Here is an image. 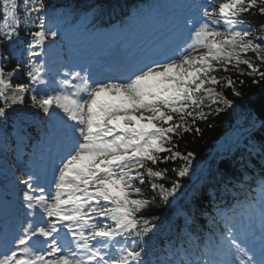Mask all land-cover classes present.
<instances>
[{
  "label": "snow or ice",
  "instance_id": "snow-or-ice-1",
  "mask_svg": "<svg viewBox=\"0 0 264 264\" xmlns=\"http://www.w3.org/2000/svg\"><path fill=\"white\" fill-rule=\"evenodd\" d=\"M169 7L166 41L82 65L54 51L67 8L0 0V264H264V117L221 154L233 177L190 147L264 85V0Z\"/></svg>",
  "mask_w": 264,
  "mask_h": 264
},
{
  "label": "trees",
  "instance_id": "trees-1",
  "mask_svg": "<svg viewBox=\"0 0 264 264\" xmlns=\"http://www.w3.org/2000/svg\"><path fill=\"white\" fill-rule=\"evenodd\" d=\"M58 1V0H53ZM72 1H82L85 6H88L85 0H72ZM136 0H122L120 1L117 6L112 7L113 13H119L124 9V5L127 3H134ZM140 1V0H138ZM91 5H100L104 8H108L110 5L112 6V2L109 0H89ZM123 3V4H122ZM92 8L91 6H88ZM243 95L241 97L233 98L236 101V109L234 112L229 114H221V116L217 117L213 122L212 128H205L204 135L201 138H197L196 142L192 143L190 147L195 151L197 159L194 161V168L197 169V172L200 168H204L208 164L212 163L213 160H217L218 164H223L222 171L227 172L231 170V161L230 160H220V156L224 153V150L227 149L232 141H223L226 139L235 138L238 131H242L244 127L247 126L246 119L243 123H236L235 114L243 113L250 111L253 106L255 100L264 95V85H254L252 84L251 80L245 78V84L241 89ZM204 127L203 125H201ZM262 135L261 132L257 131L256 136L259 137ZM189 139H191L189 137ZM239 155V153H237ZM218 157L219 159H216ZM258 164V160H255ZM197 178L196 176H190L184 178V184L186 185L185 189L182 191H188L192 188L193 181ZM178 196L177 198H179ZM182 198V197H181ZM161 212L167 211V206L165 209L158 210Z\"/></svg>",
  "mask_w": 264,
  "mask_h": 264
},
{
  "label": "water",
  "instance_id": "water-1",
  "mask_svg": "<svg viewBox=\"0 0 264 264\" xmlns=\"http://www.w3.org/2000/svg\"><path fill=\"white\" fill-rule=\"evenodd\" d=\"M254 113H256L257 117H264V97H260L257 100Z\"/></svg>",
  "mask_w": 264,
  "mask_h": 264
},
{
  "label": "bare ground",
  "instance_id": "bare-ground-1",
  "mask_svg": "<svg viewBox=\"0 0 264 264\" xmlns=\"http://www.w3.org/2000/svg\"><path fill=\"white\" fill-rule=\"evenodd\" d=\"M142 42H140L139 44H141Z\"/></svg>",
  "mask_w": 264,
  "mask_h": 264
}]
</instances>
